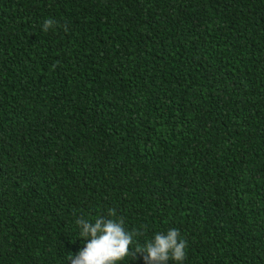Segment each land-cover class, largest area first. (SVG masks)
I'll return each mask as SVG.
<instances>
[{"label": "trees", "instance_id": "trees-1", "mask_svg": "<svg viewBox=\"0 0 264 264\" xmlns=\"http://www.w3.org/2000/svg\"><path fill=\"white\" fill-rule=\"evenodd\" d=\"M96 218L116 264L169 229L264 264V0H0V264H71Z\"/></svg>", "mask_w": 264, "mask_h": 264}, {"label": "clouds", "instance_id": "clouds-1", "mask_svg": "<svg viewBox=\"0 0 264 264\" xmlns=\"http://www.w3.org/2000/svg\"><path fill=\"white\" fill-rule=\"evenodd\" d=\"M55 22L47 19L43 22L44 31H48ZM115 217V210H110ZM82 229L80 235L87 240L82 250L71 255V264H116L129 255V246L133 243L134 233L127 232L122 219L96 218L94 222L78 220ZM187 242L176 229H169L166 235L157 233L146 247H137V253L144 255L145 264H183L186 258Z\"/></svg>", "mask_w": 264, "mask_h": 264}]
</instances>
